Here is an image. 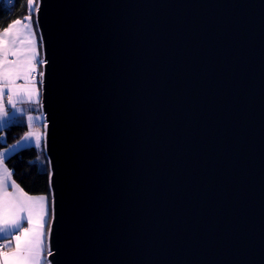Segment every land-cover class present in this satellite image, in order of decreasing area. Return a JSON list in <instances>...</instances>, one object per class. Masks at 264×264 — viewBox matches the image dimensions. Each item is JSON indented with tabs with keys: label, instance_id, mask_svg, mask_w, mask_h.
Instances as JSON below:
<instances>
[{
	"label": "water",
	"instance_id": "obj_1",
	"mask_svg": "<svg viewBox=\"0 0 264 264\" xmlns=\"http://www.w3.org/2000/svg\"><path fill=\"white\" fill-rule=\"evenodd\" d=\"M35 3L50 264H264V0Z\"/></svg>",
	"mask_w": 264,
	"mask_h": 264
},
{
	"label": "snow or ice",
	"instance_id": "obj_2",
	"mask_svg": "<svg viewBox=\"0 0 264 264\" xmlns=\"http://www.w3.org/2000/svg\"><path fill=\"white\" fill-rule=\"evenodd\" d=\"M27 7V15L0 30V264H50L48 257L54 255L50 238L56 217L50 161L44 165L49 192L36 195L17 183L6 163L10 153L39 149L42 141L46 146L49 127L44 115L33 114L42 113L45 72L38 68L48 63L38 50V45L43 47V37L38 40L33 21L35 13L38 26L40 3L27 0ZM25 117L29 131L3 146L7 143L4 130Z\"/></svg>",
	"mask_w": 264,
	"mask_h": 264
},
{
	"label": "trees",
	"instance_id": "obj_3",
	"mask_svg": "<svg viewBox=\"0 0 264 264\" xmlns=\"http://www.w3.org/2000/svg\"><path fill=\"white\" fill-rule=\"evenodd\" d=\"M27 14V0H0V30L12 20L22 19ZM26 125L24 120H17L14 125L5 129L4 135L7 143L3 146L6 147L7 144L14 143L15 139H19L28 130ZM0 143L3 142L0 141ZM37 157L38 159H36ZM40 159H42L41 163ZM7 165L14 171L13 178L29 194H47L49 192L48 179L44 175V165H47V162L41 148L23 152L10 159Z\"/></svg>",
	"mask_w": 264,
	"mask_h": 264
},
{
	"label": "crops",
	"instance_id": "obj_4",
	"mask_svg": "<svg viewBox=\"0 0 264 264\" xmlns=\"http://www.w3.org/2000/svg\"><path fill=\"white\" fill-rule=\"evenodd\" d=\"M34 28H35V27H34ZM35 29H36V28H35ZM37 37H38V35H37ZM38 40H39V39H38ZM38 50H39L40 55H41V51H40V47H39V45H38ZM38 71H40L39 68H38ZM5 98H6V97H5ZM22 106H24V105H22ZM33 114H34V115H37V114H41V113H33ZM17 120H20V119H17ZM17 120H16V121H17ZM23 120H24L25 123L27 124L26 117H25ZM37 127L40 128V130L42 131V125L38 124ZM27 131H29V129H28ZM28 150H31V148H29V149H27V150H24V151L20 152L19 154H21V153H23V152H26V151H28ZM19 154H18V155H19ZM9 156H10L11 159H12L13 157H15V156H17V155H13V154L10 153ZM9 160H10V159H9ZM9 160H7L6 163H7ZM40 163H41V160H40Z\"/></svg>",
	"mask_w": 264,
	"mask_h": 264
},
{
	"label": "rangeland",
	"instance_id": "obj_5",
	"mask_svg": "<svg viewBox=\"0 0 264 264\" xmlns=\"http://www.w3.org/2000/svg\"><path fill=\"white\" fill-rule=\"evenodd\" d=\"M41 149H42V145H41ZM41 160V162H42V159H40Z\"/></svg>",
	"mask_w": 264,
	"mask_h": 264
},
{
	"label": "built area",
	"instance_id": "obj_6",
	"mask_svg": "<svg viewBox=\"0 0 264 264\" xmlns=\"http://www.w3.org/2000/svg\"><path fill=\"white\" fill-rule=\"evenodd\" d=\"M0 242H2V241H0Z\"/></svg>",
	"mask_w": 264,
	"mask_h": 264
}]
</instances>
